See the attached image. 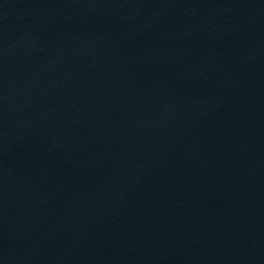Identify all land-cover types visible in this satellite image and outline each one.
<instances>
[{"label": "water", "instance_id": "95a60500", "mask_svg": "<svg viewBox=\"0 0 264 264\" xmlns=\"http://www.w3.org/2000/svg\"><path fill=\"white\" fill-rule=\"evenodd\" d=\"M0 264H264V0H0Z\"/></svg>", "mask_w": 264, "mask_h": 264}]
</instances>
